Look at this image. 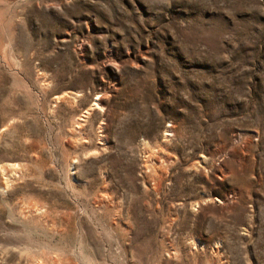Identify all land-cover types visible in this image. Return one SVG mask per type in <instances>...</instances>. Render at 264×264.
I'll list each match as a JSON object with an SVG mask.
<instances>
[{"label": "rangeland", "instance_id": "374dc122", "mask_svg": "<svg viewBox=\"0 0 264 264\" xmlns=\"http://www.w3.org/2000/svg\"><path fill=\"white\" fill-rule=\"evenodd\" d=\"M0 264H264V0H0Z\"/></svg>", "mask_w": 264, "mask_h": 264}]
</instances>
